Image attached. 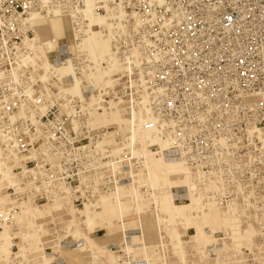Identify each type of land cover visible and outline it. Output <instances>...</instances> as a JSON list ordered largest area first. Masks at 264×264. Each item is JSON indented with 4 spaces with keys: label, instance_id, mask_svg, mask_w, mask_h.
Masks as SVG:
<instances>
[{
    "label": "built area",
    "instance_id": "1",
    "mask_svg": "<svg viewBox=\"0 0 264 264\" xmlns=\"http://www.w3.org/2000/svg\"><path fill=\"white\" fill-rule=\"evenodd\" d=\"M87 4L0 0V136L24 154L18 166L56 168L38 155L57 156L56 140L68 139L69 165L79 153L87 174L97 171L88 186L102 187L107 167L115 174L109 186L135 184L136 171L145 166L137 142L146 135L147 148L187 167L204 205L242 200L263 215L264 0L124 3L128 11L113 51L123 68L106 87L88 84L87 70L95 63L75 53L68 39L47 48L35 35L33 15L59 14L69 26H82ZM69 62L73 73L63 75L59 67ZM76 75L81 95L65 88ZM111 106L123 112V126L90 130L91 114ZM111 133L118 139L114 149L104 144ZM175 200L190 201L187 187L175 192ZM216 246L205 248L204 264L217 262ZM113 248L118 264H158L135 256L125 243ZM163 259L159 264H167Z\"/></svg>",
    "mask_w": 264,
    "mask_h": 264
},
{
    "label": "rangeland",
    "instance_id": "2",
    "mask_svg": "<svg viewBox=\"0 0 264 264\" xmlns=\"http://www.w3.org/2000/svg\"><path fill=\"white\" fill-rule=\"evenodd\" d=\"M124 3L130 4V0H88L92 12L102 15L106 26L100 25L98 21L93 23L86 12V22L82 26H69L68 20L64 17L68 25L67 36L61 39H68L75 53L82 51L95 63V67L89 66L87 76L92 77L91 74L97 67L109 70L100 71V79L105 81V78L108 79L111 75L110 83L97 82L86 77L89 85L98 84L106 87L123 68V64H120L113 51L124 10L128 11ZM92 30H101L102 37L100 34L98 38L92 37L94 43H98L100 47L106 44L101 40H104L106 35L109 36L110 51L107 55L101 57L97 52L101 50L100 48H97L95 53H90L83 45V39ZM46 43L49 44L48 41ZM113 63H118L120 68L114 66L109 69ZM80 89L81 84L76 82L74 90L69 93L81 95ZM121 120H124L121 109L111 106L104 112L92 113L86 125L90 130L93 129L92 131L100 126L106 131H112L121 125ZM81 126L83 127L81 123L75 124L77 129ZM143 139L137 142V147L139 150L149 151ZM117 140L115 133H111L105 136L104 144L106 148L114 149ZM56 141V147H60L57 156L52 153L38 155L42 164H46L45 166L55 164L56 168L24 170L18 166L25 162L24 154L10 147L6 139L0 136V264H118V253L113 247L122 246L124 241L122 224L125 225L124 228H130L127 229V233L131 230L130 234H140L139 227L143 228V237L137 235L132 237L134 243L144 242V247L133 248L134 255L145 251L152 262L158 264L164 260L163 258L167 264H204V253L200 254L199 250H206L211 240L208 233L201 230L207 225L212 226L209 215L199 214L197 211L194 214L198 217L194 218L192 215L188 219V224L192 227V221L196 220L199 232L197 234L194 227L187 232L186 226L179 221L169 233L160 234L155 214L151 213V206L157 212L153 203H157L164 210L169 209V202L173 199L171 189L176 184L179 187H174L175 192L181 186H185L193 202L202 199V192L195 193L188 188L189 182L196 184L193 176L187 178L183 172L165 174L164 157L155 153L151 156L153 189L146 182L150 175L146 174L144 167L136 171L135 184L109 186L114 181L115 174L111 167H107L104 172V185L101 187L95 183L88 186L86 183H89L90 179H97V171L93 170L92 174H87L82 168L83 155L79 153L73 155L72 164L69 165L70 158L65 148L68 139ZM43 142L45 140H39L41 148L45 149ZM141 156L146 165V156L144 154ZM121 185L117 196L121 201L119 206L115 191ZM147 187L150 190L145 192ZM93 192L94 195H91ZM108 199L111 200L109 206H103L101 201ZM205 207L217 208L221 216L223 209L227 211L235 209L232 211L234 229L237 223L239 227L240 218V229L234 231V240L230 233L222 231L226 224L219 229L215 225L213 241L210 244L217 243V262L215 259L210 261L214 264H264V214H259L255 206H249L242 200L227 206L210 202ZM184 211L185 207L176 206L175 212L179 213V216H182ZM177 219L179 220L178 217ZM247 225H250V229H255L250 241L245 240L244 236V232L250 230ZM133 229L137 232H133ZM6 231L10 236V242L7 243L11 244V252H8L5 246L1 247L8 238ZM206 264L210 262L207 261Z\"/></svg>",
    "mask_w": 264,
    "mask_h": 264
},
{
    "label": "bare ground",
    "instance_id": "3",
    "mask_svg": "<svg viewBox=\"0 0 264 264\" xmlns=\"http://www.w3.org/2000/svg\"><path fill=\"white\" fill-rule=\"evenodd\" d=\"M86 13H87L88 17L90 18V20L93 23L95 21H98L100 25H105L104 17L102 15L94 14L92 12L90 4H88V7L86 9ZM32 21H33L34 25H36V29H35L36 37H38L40 42L42 44H45V47H47V48H50L53 45V43H55L58 39H60V38H62L63 36L66 35V31H67L68 25H67L66 19H64V17L60 16L59 14H55L54 16H50V17H44V16H41V15L35 14V15H33ZM107 23H108V21H107ZM99 34H100L101 37L103 36L101 34V30H99V31H96V30L90 31L85 36V39H83L84 40L83 41V45H85V47L87 48L88 51H90V53H95L97 51L96 49L100 48L101 50L97 51V52L99 53V55L101 57H103V56L107 55L109 53V51H110V42H109V39H108L109 36L106 35L105 39L101 40V41L105 42L106 44H105V46H101L100 47L98 43H94V41H93L94 40L93 38H95L96 36L98 38ZM47 41L49 42V44L46 43ZM39 48H40L41 51L44 50V47H39ZM92 58H93V56H92ZM96 61H99V60H96ZM114 66H116L118 69L120 68L118 63H113L110 66L109 69H111V67H114ZM59 69H60V72L63 75H67V74L73 73V67H72L70 62L68 64L61 65L59 67ZM100 71L108 72L109 70L97 67L96 71L93 74H91L92 77H90V76H88V77L89 78H93L97 82L110 83L111 82V75H110V77H108V79L105 78V81H104V79H100V74H99ZM76 82H79L81 84V89L80 90L82 91V80L80 78H78V77H76L74 79V81H72L69 85H67L65 87L66 91H68V92L73 91ZM121 121H122V123H124L123 122L124 120H121ZM122 123H121V125H122ZM141 138H144L143 140H145V142H146V140H147V136L146 135L139 137L138 141ZM138 151H139V153H142V154H144L146 156V165L144 166V171H146V174L149 173V175H150V177L148 178V180L146 182L152 188L154 186L153 185L154 183L152 182V179H151L152 176H153L152 175L153 174V168H152L153 165L151 164V156H152V154H155V153L152 150L143 151V150H139L138 149ZM164 160H165V165H166V167L164 166L165 169H166V171L164 172L165 174L171 175L173 172H183V174H185L187 178L192 176L190 174V172L188 171L187 167L182 162H180L179 160H169V159H166V158H164ZM177 167H179V168H177ZM164 173L163 174L160 173V174L164 175ZM147 177H148V175H147ZM157 181H159V180L157 179ZM171 183H172V181H171ZM187 185H188V188L190 190L195 192L194 191V189H196V184L195 183L193 184V182H189ZM174 187H179V186H177V184L172 186L171 190L173 191L172 192L173 193V199L169 202V204H170L169 209L164 210L163 207H161L157 203L156 204L153 203V205L157 209V212H156L155 210H153V208L151 206V213L155 214L154 218L157 219V223H158L157 227H158V231H159L160 234L169 233V231L175 227L177 221H179L183 226H186L187 232H189V230L193 229V227H194L195 228V234L199 233L198 230H197L198 226L196 224L197 223L196 220L192 221L193 227L188 224V219H190V216L193 215L194 218L198 217L197 214H194V213H196L198 211L199 214H201V213L202 214H207L212 219V226L211 225L210 226L207 225L201 230V232L208 233V235L210 237V240H211L210 243L213 241L212 233L215 232V230H214L215 225L219 229L222 225L226 224L222 231L230 233L232 238H233V240H234V234H235L234 231L236 229H240V218H239V227H237L238 226V223H237L236 229H234L233 223H235V220H233L234 213L232 211L235 210V209L229 210V211L223 209L222 213H223L224 216L223 215L221 216L220 210H218L217 208L216 209L215 208L214 209L206 208L205 206H207L209 203L207 205H204V203H202V199L193 202L192 198L190 197V201L176 202L175 201V190H174ZM121 188H122V185L119 186L118 189L115 191L116 192V200H118L117 201V205H119V206L121 205V201H120V199H118L117 196L119 195V192H120L119 189H121ZM149 190H150V188L147 187V190L145 192H147ZM189 195H190V193H189ZM110 201L111 200H109V199L108 200H103V201H101V204L103 206H107L108 207L109 204L111 203ZM104 202H105V204H104ZM211 203H213V202H211ZM176 206L185 207L186 208V211L183 212L182 216L181 215L179 216V213L175 212ZM205 210L207 212H205ZM177 217L179 218V220L177 219ZM124 226L125 225L122 224L121 228H122V232L124 234L123 243H125L127 249L132 252L134 249L144 247V242L134 243L133 239H132V237L136 236V235L139 236V237L140 236L143 237L142 236L143 235V228L139 227L140 230H141L140 234L132 233L129 236V234L127 233V229H130V228H126V227L124 228ZM247 227H248V229L251 228L250 225H247ZM244 233H245L244 234L245 240L250 241L252 236L255 234V229L254 228L250 229L248 231H245ZM129 238H130L131 241H129ZM183 242L186 243L187 241H183ZM210 243H208L207 246ZM204 251H201V249H200L199 253L203 254ZM135 256H143V257L149 259L150 261H152L150 256H148V254L145 251L142 252L141 254H138V255H135ZM152 263H154V262H152Z\"/></svg>",
    "mask_w": 264,
    "mask_h": 264
},
{
    "label": "crops",
    "instance_id": "4",
    "mask_svg": "<svg viewBox=\"0 0 264 264\" xmlns=\"http://www.w3.org/2000/svg\"><path fill=\"white\" fill-rule=\"evenodd\" d=\"M0 234H1V232H0ZM9 234V232L8 231H6V236L8 237L6 240H4V244H2L1 245V247H3L4 248V246L7 248V250H8V252H11L10 251V246H11V244L9 243H7V242H10L9 241V238H10V236L8 235ZM7 253V252H6ZM4 256V255H3ZM3 256H2V258H3Z\"/></svg>",
    "mask_w": 264,
    "mask_h": 264
}]
</instances>
